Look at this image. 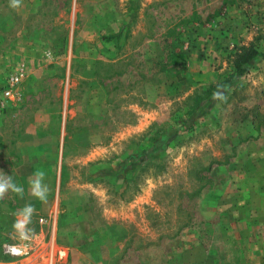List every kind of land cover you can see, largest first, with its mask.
<instances>
[{
    "label": "rangeland",
    "instance_id": "374dc122",
    "mask_svg": "<svg viewBox=\"0 0 264 264\" xmlns=\"http://www.w3.org/2000/svg\"><path fill=\"white\" fill-rule=\"evenodd\" d=\"M77 16L93 50H45ZM263 132L264 0H0V176L23 187L0 199V264H166L191 232L225 235L221 197Z\"/></svg>",
    "mask_w": 264,
    "mask_h": 264
},
{
    "label": "crops",
    "instance_id": "0c3cea01",
    "mask_svg": "<svg viewBox=\"0 0 264 264\" xmlns=\"http://www.w3.org/2000/svg\"><path fill=\"white\" fill-rule=\"evenodd\" d=\"M69 28L66 34L55 37L52 44L44 43L45 50H67L65 56L70 53L72 59L75 50H93L92 43L83 45L84 42H79L78 16L70 21ZM93 32L89 31V34ZM21 38L25 40L24 35ZM112 45L101 46L98 50L109 53ZM115 49L113 45L111 50ZM69 71L73 72L72 66ZM244 151V164H238L241 166L239 174L229 176L230 190L224 192L225 197L220 196L223 205L229 204L222 211L227 215V223H214L226 237L221 232L217 238L208 240L198 231L197 238H192L191 232V238L180 242L181 249L166 256V264H264V132L258 141H247Z\"/></svg>",
    "mask_w": 264,
    "mask_h": 264
},
{
    "label": "clouds",
    "instance_id": "9594fccd",
    "mask_svg": "<svg viewBox=\"0 0 264 264\" xmlns=\"http://www.w3.org/2000/svg\"><path fill=\"white\" fill-rule=\"evenodd\" d=\"M21 3L22 0H10L11 7L13 8H19ZM218 95V93H214V98H216ZM34 175L37 177V179L30 181L32 185V194L42 201L46 200L47 186L43 184V179L46 174L43 171H38ZM9 191L22 194L23 187L17 185L10 176H0V199L4 198V196ZM24 211L31 215V213L34 211V208L32 205H26Z\"/></svg>",
    "mask_w": 264,
    "mask_h": 264
},
{
    "label": "trees",
    "instance_id": "16d2710c",
    "mask_svg": "<svg viewBox=\"0 0 264 264\" xmlns=\"http://www.w3.org/2000/svg\"><path fill=\"white\" fill-rule=\"evenodd\" d=\"M259 54L258 50L254 46V44L251 45H244L237 49V52L234 54L235 60H234V67L235 71L231 73L227 79V81L231 80L235 75H242L247 67L245 66L246 63L251 61L253 58H255ZM225 84V82H221L220 84H211L210 88L206 90L204 93V96H198L197 97V103H201L204 98L209 97L213 90L217 89L220 85Z\"/></svg>",
    "mask_w": 264,
    "mask_h": 264
},
{
    "label": "built area",
    "instance_id": "2783aa9c",
    "mask_svg": "<svg viewBox=\"0 0 264 264\" xmlns=\"http://www.w3.org/2000/svg\"><path fill=\"white\" fill-rule=\"evenodd\" d=\"M27 74L26 65L21 63L20 66L12 71L8 76L7 87L5 89V95L11 97L15 94L19 85L25 80ZM5 252L9 254H21L22 249L17 245L8 244L5 246Z\"/></svg>",
    "mask_w": 264,
    "mask_h": 264
}]
</instances>
